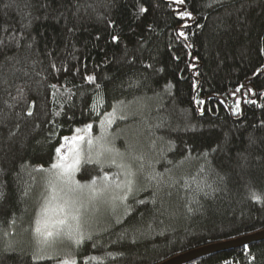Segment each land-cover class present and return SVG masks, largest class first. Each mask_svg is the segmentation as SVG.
I'll use <instances>...</instances> for the list:
<instances>
[{
    "label": "trees",
    "instance_id": "trees-1",
    "mask_svg": "<svg viewBox=\"0 0 264 264\" xmlns=\"http://www.w3.org/2000/svg\"><path fill=\"white\" fill-rule=\"evenodd\" d=\"M124 104L132 191L91 239L32 259L61 138ZM262 229L264 0H0V264H159ZM185 264H264V240Z\"/></svg>",
    "mask_w": 264,
    "mask_h": 264
},
{
    "label": "snow or ice",
    "instance_id": "snow-or-ice-1",
    "mask_svg": "<svg viewBox=\"0 0 264 264\" xmlns=\"http://www.w3.org/2000/svg\"><path fill=\"white\" fill-rule=\"evenodd\" d=\"M175 2L183 4L184 0H175ZM140 11L144 12L146 9L141 8ZM178 15L190 16L191 13L183 11L179 12ZM178 37L187 38L183 31L178 33ZM112 39L115 41L118 38L113 36ZM192 67H195V65H192ZM87 79L92 80L94 77H87ZM195 86L194 83L193 87ZM52 87H55V85H52ZM92 127V124H87L83 129H75L73 135L63 136L61 138L63 142L55 149L57 160L50 166L49 175L45 180L47 186L46 194L42 197L40 211L34 220V234L37 237L38 244L32 254V259L34 260L51 259L52 257L48 253L50 251L57 252L56 240L69 239L79 246L85 238L91 239L90 235L86 237L81 230V217L87 211L88 205L97 196L108 192L112 187L109 183V174L107 172H103L100 176H93L91 180L83 183L74 179V173L79 170L82 164L92 162L90 157L85 155L82 143L86 142L87 151L90 152L93 140L86 138L82 132H89ZM108 151L111 152L113 150L108 149ZM116 155L122 154L116 152ZM95 162L100 165V169L103 171V164L100 160ZM111 163L115 164L116 161L113 159ZM119 166L127 168L126 176L133 177L135 175L130 165L121 164ZM40 167L43 169V166ZM98 184L102 185V187H98ZM115 186L120 188L121 184L117 183ZM123 186L127 188L128 192H131L133 180L128 179ZM249 191L253 199H259V196L254 191L251 189ZM85 193L88 196L87 202L85 201ZM126 198L127 194L120 197H112L113 201L116 199L123 201ZM140 203H143V201H140ZM58 264H77V259L69 253L62 257Z\"/></svg>",
    "mask_w": 264,
    "mask_h": 264
},
{
    "label": "rangeland",
    "instance_id": "rangeland-1",
    "mask_svg": "<svg viewBox=\"0 0 264 264\" xmlns=\"http://www.w3.org/2000/svg\"><path fill=\"white\" fill-rule=\"evenodd\" d=\"M121 109H123L124 111ZM132 110H133V108L131 106H128L127 104H124L120 108L119 107L118 108L113 107V109L109 110L107 113L102 115L96 123H94V124L92 123L93 127L89 132H86V133L82 132V134L85 135L86 138H91L93 140V144L91 146L90 152L87 151L88 146H87L86 142H82L83 147L85 149V155L89 156L91 161L94 163H96L95 161L100 160V162L103 164V167L110 166L113 169L115 168L117 170L116 173L113 172L114 174L112 172L108 173L109 174V183L112 185L111 189L108 192H105V193L97 196L88 205L87 211H85L81 217V220H80L81 230L83 231V233L85 235H87V232H89V228L93 227L97 223L100 224L102 222V218L104 216H107L109 214H114L120 208L121 204H120V206H119V203L118 204H112L114 202H119L120 199H116L113 201L112 197L113 196L120 197V195L124 196L127 193L126 187L124 190V186H123L124 181H122L124 178V174H121V173L119 174L120 170H122V167H120L119 164H117V163H115V164L111 163V161L113 159L118 160V158H121V156H122V155H116V152H118V151L116 150V148L114 146V142H113L114 137L113 136H117V134H122V133L127 134V130H128L127 128H121V129H119V128L123 125V122L125 121V118H126V117H122V116L129 114V112H131ZM107 114H112V115H107ZM109 121H111V122L109 123ZM89 124H91V123H89ZM84 126H81L78 128L83 129ZM113 127L117 128V129H115ZM74 131L72 133L66 135V136L73 135ZM99 138H103V139H99ZM62 142L63 141L61 139L59 145ZM108 149H112L113 151L109 152ZM118 153H120V152H118ZM56 160H57V155H56V157L52 163L56 162ZM51 164L49 166H47L43 171V172H45L46 179L49 175V169H50ZM77 171L74 173V179L80 181L76 176ZM80 182L83 183L82 181H80ZM117 183L121 184L120 188H116L115 185ZM46 187L47 186L45 184L44 195L46 194ZM98 187H102V185L98 184ZM87 199H88V196H87V193H85V201L86 202H87ZM121 202H124V200ZM108 205H110V206H108ZM39 211H40V207H39L38 213H39ZM38 213H37V215H38ZM74 244L75 243L69 239H63V240H56L55 241V245L59 249H62V247L64 245L69 248V247H71V245L74 246ZM66 254H67L66 251H62L61 255L64 257V256H66Z\"/></svg>",
    "mask_w": 264,
    "mask_h": 264
},
{
    "label": "water",
    "instance_id": "water-1",
    "mask_svg": "<svg viewBox=\"0 0 264 264\" xmlns=\"http://www.w3.org/2000/svg\"><path fill=\"white\" fill-rule=\"evenodd\" d=\"M262 240H264V229L238 238L200 246L188 250L186 252L177 254L159 264H185L212 253H218L234 248L245 247L252 243L259 242Z\"/></svg>",
    "mask_w": 264,
    "mask_h": 264
},
{
    "label": "built area",
    "instance_id": "built-area-1",
    "mask_svg": "<svg viewBox=\"0 0 264 264\" xmlns=\"http://www.w3.org/2000/svg\"><path fill=\"white\" fill-rule=\"evenodd\" d=\"M231 261L230 260H226V263H230Z\"/></svg>",
    "mask_w": 264,
    "mask_h": 264
}]
</instances>
